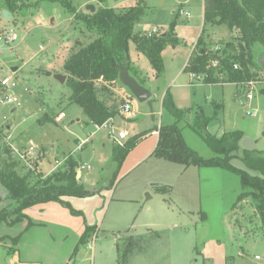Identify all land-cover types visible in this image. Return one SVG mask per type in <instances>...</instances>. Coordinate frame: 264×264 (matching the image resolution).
Masks as SVG:
<instances>
[{"label": "rangeland", "instance_id": "obj_1", "mask_svg": "<svg viewBox=\"0 0 264 264\" xmlns=\"http://www.w3.org/2000/svg\"><path fill=\"white\" fill-rule=\"evenodd\" d=\"M23 1L21 5L17 0L19 9L10 18L0 14V31L11 28L17 35L9 42L0 40V79L10 77L14 83L1 87L0 95L17 99L0 105V157L6 156L7 145L19 174L28 170L44 174L51 171L55 158L71 153L77 163L89 165L77 180L92 193L66 198L80 211L78 215L49 202L23 210L26 216L14 224L9 223L13 215L1 221L0 237H5L0 240V264H115L117 245L123 249L132 240L127 264H264V227L253 198L239 199L244 190L239 171L184 167L155 157L157 131H152L176 121L187 147L204 159L217 155L212 144L219 141L211 143L209 138L233 130L241 131L240 144L242 138H250L255 153L264 151V70L258 61L264 55L262 46H252L256 65L251 70L258 77L252 80L253 87L196 80L183 68L202 30V0H123L112 9L121 12L137 1L145 6L133 24L134 32L157 28V34L171 33L176 40L160 52L162 72L156 76L129 39V72H140L138 79L151 92V111L119 81L109 84L98 79L94 84L99 98L117 114L96 128L70 101V88L53 74L62 72L64 60L78 44L97 36L78 17L87 11L86 5L104 8L122 0ZM178 7L190 16L173 13ZM4 8L0 0V9ZM234 32L225 25L207 24L203 37L212 49L228 42ZM250 90L252 99H243L241 94ZM126 101L129 114L121 112ZM170 104L182 111L180 117ZM119 130L126 132L124 139L117 138ZM139 137L125 154L116 151L117 145ZM29 145L35 147L29 160L33 169L14 152L26 153ZM241 148L230 163L250 169ZM57 170L64 172L66 161ZM13 207L0 183V214L2 208ZM85 225L91 236L74 251Z\"/></svg>", "mask_w": 264, "mask_h": 264}, {"label": "trees", "instance_id": "obj_2", "mask_svg": "<svg viewBox=\"0 0 264 264\" xmlns=\"http://www.w3.org/2000/svg\"><path fill=\"white\" fill-rule=\"evenodd\" d=\"M20 1L21 5L24 4L23 0ZM4 2L6 6L4 9L10 15L18 11L20 4L17 0H4ZM142 4L143 2L137 1L121 12H116L111 7L96 8L93 12L87 10L78 16L87 29L96 30L97 36L85 45L78 44L77 49L64 60L63 71L67 74L65 84L71 90L70 101L81 107L88 121L94 125L101 126L117 114L114 108L107 106L99 98L94 81L102 79L103 83L109 84L119 81L117 66L128 61L129 39L134 42L135 48L147 57L156 76L162 72L160 52L166 44H173L176 40L171 33L147 36L146 32L133 31V24L143 13L145 6ZM207 24L225 25L235 32L228 42L209 49L203 37ZM256 44H260L264 52V0H203L202 30L184 71L195 78L202 77L206 83H234L240 87L248 81L258 79L257 74L251 70L253 63L256 65L252 55V46ZM212 59L217 60L216 67L211 65ZM235 64H237L236 68ZM217 74H222L224 78L219 80ZM137 80L142 84L138 78ZM170 106L176 118L180 117L182 111L173 104ZM202 118L209 120L204 116ZM152 131H157V143L153 151L155 157L184 167L216 166L239 171L240 182L244 189L239 199L247 195L253 198L264 227V151L255 153L254 150L241 148L243 161L250 169L234 168L230 158L235 156L241 147L240 130L224 132L219 138L210 137L209 142L219 141V144L217 146L212 144L217 155L208 159L197 156L187 147L176 121L173 124L161 125ZM138 139L140 137L117 145L119 149L116 148V151L123 150L125 154V151H128ZM4 152L6 156L0 157V183L6 188L7 196L13 200L14 207L11 210L2 208L0 222L6 221L9 215H13L14 218L9 223L14 224L26 216L23 210L48 202L60 203L73 215L80 214V211L74 209L66 198L83 197L91 194L92 191L78 182L76 168L82 163H77L71 153L62 157L67 156L64 160L66 161L64 172L55 171L56 168L45 175L33 170L19 174L11 155L12 150L5 145ZM91 233L90 226L85 225L74 251L78 249V245L87 243ZM4 237H0V240ZM17 238L18 236L13 239L16 241ZM134 243L135 240L128 241L123 249L117 245L119 256L115 264H127Z\"/></svg>", "mask_w": 264, "mask_h": 264}, {"label": "built area", "instance_id": "obj_3", "mask_svg": "<svg viewBox=\"0 0 264 264\" xmlns=\"http://www.w3.org/2000/svg\"><path fill=\"white\" fill-rule=\"evenodd\" d=\"M1 11L2 10L0 9V14H1ZM176 13L181 14V15H184L185 17H189L190 16L189 11H186V10H184L181 7L176 10ZM157 33H158V29L157 28H152L150 31L146 32V35L147 36H152V35L157 34ZM16 37H17V35H16L15 31L13 29H11V28L4 29V30L0 31V40H4L5 42L12 41V40L16 39ZM211 65L213 67H216L217 60L216 59H212L211 60ZM234 67L236 68L237 67V64H235ZM8 84L10 86H13L14 85V83L11 82L10 77H3V78L0 79V88L3 87V86H8ZM247 84H249V86L250 85L252 86L253 85V82L252 81H248L247 83H245V85H247ZM242 85H244V84H242ZM242 85H240V87ZM241 96H243V99H244V97H245V99H249V100L252 99L251 90L250 91H247L245 94L243 93V95L241 94ZM16 100H17L16 97H14L11 94L10 95H5L3 97H2V95H0V105L1 104H11V103L15 102ZM241 102L243 103V101H241ZM248 107L251 108L250 105ZM130 110H131L130 102L126 101V102H124L121 105V112L122 113L129 114ZM249 113L251 115H254V112H253L252 108L249 111ZM108 123L109 122L107 121V122H104L102 125H106ZM95 127L98 128L99 126L98 125H95ZM125 137H126V132L124 130H119L117 132V138L118 139H124ZM86 140H88V139H85V141ZM81 147H82V143H79L77 145V149H80ZM34 151H35V147L33 145H29L28 146V150H27L26 153H21L18 150H14L15 154L18 155V157L21 159V161H23V163L27 167L32 168V169H33V167L31 166L29 160H30L31 155L34 153ZM66 157L61 158V159H55L54 160L53 167H52L50 173L53 172L56 168H58L62 164V162L65 160ZM89 168H90L89 165H87L85 163L80 164L76 168L77 178H80V176L82 174V171L84 169H89Z\"/></svg>", "mask_w": 264, "mask_h": 264}, {"label": "water", "instance_id": "obj_4", "mask_svg": "<svg viewBox=\"0 0 264 264\" xmlns=\"http://www.w3.org/2000/svg\"><path fill=\"white\" fill-rule=\"evenodd\" d=\"M86 9L90 12H93L95 10V7L91 4L86 5ZM1 15L3 18H10V13L7 10H2ZM259 64L261 68L264 70V55L262 58L259 60ZM118 80L119 82L124 85L129 92L140 102H147L150 111H151V103H150V98H151V92L145 88L142 84L138 82V80L130 74L129 72V63L126 61L123 65H118ZM17 67H12V71H15ZM46 75H51V71H45ZM54 78L57 79L59 82L64 83L65 82V75L63 74H53ZM200 77L197 76L196 80H199ZM241 146L243 148H246L248 150H254L255 149V144L252 139L250 138H242L241 141ZM147 197H149L147 195Z\"/></svg>", "mask_w": 264, "mask_h": 264}, {"label": "crops", "instance_id": "obj_5", "mask_svg": "<svg viewBox=\"0 0 264 264\" xmlns=\"http://www.w3.org/2000/svg\"><path fill=\"white\" fill-rule=\"evenodd\" d=\"M123 4V0L122 1H120V2H118V4H114V5H112V6H110L111 8H116L118 5H122ZM181 5V4H180ZM130 6V5H129ZM178 8H180V7H178ZM177 8V9H178ZM182 8V7H181ZM2 10H6V9H2ZM176 11V9L175 10H172V12L174 13ZM176 14H178V13H176ZM202 21H203V0H202ZM202 24H203V22H202ZM193 47H194V45H193ZM193 50V49H192ZM191 53H192V51L190 52V55H191ZM190 55H189V57H190ZM189 57H188V59H189ZM188 59H187V61H188ZM187 61H186V63H185V65L187 64ZM185 65H184V67H185ZM136 71H137V73L135 74V75H133V74H131V75H133L136 79L137 78H140L141 79V77H140V72L138 71V69H135ZM183 71H184V68H183ZM60 74H63V75H65V73H64V71L62 70V72L60 73ZM140 74V75H139ZM137 75H139V76H137ZM192 75V74H191ZM196 79V78H195ZM219 83V82H218ZM129 116V115H128ZM156 132V131H155ZM227 132V131H226ZM153 133V132H152ZM85 139H88V138H85ZM156 143H157V140H156ZM155 146H156V144H155ZM240 146H241V144H240ZM242 147V146H241ZM155 148V147H154ZM243 148V147H242ZM81 149V148H80ZM56 159V158H55ZM50 172H47V173H44L45 175L46 174H49ZM82 177V175L80 176V178ZM49 203V202H48ZM48 203H45V204H48ZM37 206H42V205H37Z\"/></svg>", "mask_w": 264, "mask_h": 264}]
</instances>
